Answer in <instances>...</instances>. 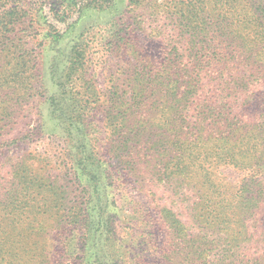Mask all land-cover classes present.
I'll use <instances>...</instances> for the list:
<instances>
[{
  "label": "trees",
  "instance_id": "1",
  "mask_svg": "<svg viewBox=\"0 0 264 264\" xmlns=\"http://www.w3.org/2000/svg\"><path fill=\"white\" fill-rule=\"evenodd\" d=\"M115 1L0 0V57H15L21 51L20 27L33 24L35 13L46 5L55 20L66 22L75 14L81 18L91 9L111 8ZM128 1L137 4L136 0ZM231 1L183 2L175 14L177 32L171 40L169 37L161 67L146 68L139 60L125 78L111 87L108 98L86 102L107 106L103 124L109 131L108 153L119 169L146 185L151 210L157 216L156 224L151 219L144 222L150 255L156 251L152 262H147L143 248L136 253L134 249L127 251V243L112 248L116 240H121L118 230L125 223L121 217L125 208L134 207L128 211V222L140 221V213L150 212L112 196L118 181L110 172L112 165L99 155V136L91 135V117L66 119L68 110L52 100L53 115L60 112L65 119V155L70 159L77 191L87 194L89 204L82 220L79 214L74 215L77 227L85 228V240L89 242L84 248L88 258L79 264H264V234L259 219L264 199L256 196L258 188L264 189V168L261 172L257 168L260 160L264 161V122L249 120L243 111L252 91L264 84V69H245L264 66V54L257 51L264 50V36L249 56L233 50L225 52L243 40V23L250 26V19L255 20L258 11L264 15V9L257 7L255 0L257 8L242 7L241 13L240 7H226ZM44 20L48 29L45 38L59 44L64 34L46 18L43 24ZM208 34H213L211 46L206 44ZM82 47V42L76 43L69 51L65 71L70 76L76 68V74L83 71L79 68L83 65ZM16 65L22 67L21 62ZM155 120L158 123L152 125ZM151 126L168 127L171 137L168 141L158 140L162 134H150ZM246 138L253 142H243ZM226 170L245 173L246 180L239 184L224 175ZM38 177H43L36 178L42 181ZM35 183L25 178V184L19 182L9 199L0 198V211L5 212L3 223L12 220L11 226L0 225V243L17 240L22 228L18 227L17 217L25 208L37 209L23 201L24 193L30 195L35 190ZM156 230L164 232L161 245L155 238ZM15 251V247H0V264H21L7 260ZM69 251L74 255L77 250ZM124 251L129 252L127 263ZM38 264L59 263L45 259Z\"/></svg>",
  "mask_w": 264,
  "mask_h": 264
},
{
  "label": "rangeland",
  "instance_id": "2",
  "mask_svg": "<svg viewBox=\"0 0 264 264\" xmlns=\"http://www.w3.org/2000/svg\"><path fill=\"white\" fill-rule=\"evenodd\" d=\"M136 1L137 4H130L128 0H117L111 8L91 9L85 11L81 18L75 14L66 22L55 20L50 6L46 5L43 10L35 13L38 19L33 24L28 22L27 26L20 27L21 51L15 57L11 54L0 57V198L9 199L8 195L13 189L16 191L19 182L25 184V178L37 181L35 190L30 195L24 193L23 200L27 202L26 205L34 204L37 209L30 211L25 208L22 215L17 217L18 227H22L20 232L17 231V240H4L0 243V247L16 248L14 254L5 255L7 260L38 264L49 259L59 264H79L88 258L84 254L85 245L89 243L85 240V228L77 227L79 224L74 216L79 214L82 220L84 210L89 207L88 198L87 194L77 191L76 181L70 170V159L65 155V119L60 116V112L53 115L52 100L68 110L66 119L78 120L85 117L88 120L91 117V135L99 136V155L112 165L110 172H114L118 181L112 196L119 201H132L135 206L138 204L150 212L145 215L140 213V221L128 222V211L132 212L134 207L132 204L131 209L125 208L126 212L121 215L125 223L118 230L121 240H116V247L112 248H120L118 243H127V251L134 249L136 253L143 248L147 253V262L154 260L156 251L150 255L144 222L151 219L156 224L157 216L151 210L146 185L142 183V179L136 180L129 172L119 169L108 153L106 138L109 131L103 124L107 106L86 104L88 101H98L101 98L103 101L108 98L111 87L125 78L139 60L143 66L153 70L159 69L164 61L169 37L171 40L177 32L175 14L187 0ZM254 2L255 0H232L226 7H240L241 13L242 7L264 9V0H256L257 7ZM39 18H46L64 34L59 44H51L45 38L48 30L45 27L46 21L43 24ZM253 18L255 20L250 19V26L243 23V40H238L235 47L228 48L225 52L230 54L233 50L249 56L255 51V43L264 36V25H259L264 22V15L258 11ZM211 36L213 38V34ZM211 36L207 35L206 43L210 46L213 42ZM81 42L84 55L80 58L83 65L79 68L83 71L76 74V68L70 76L65 71L70 61L69 51L76 43ZM257 51L264 54V50ZM17 62H21L22 67L17 66ZM245 69H264V66L251 65ZM252 93L254 94L243 111L249 120L264 122V84ZM167 119L171 118L167 116ZM157 123L155 120L152 125ZM148 132L162 134L158 140L162 138L165 141L172 134L168 127L161 129L151 126ZM243 142L252 143L253 140L246 138ZM98 146L96 145L97 149ZM260 161L258 172L264 168V161ZM224 175L239 184L246 180L245 173L226 170ZM37 176H42L43 178L38 177L42 181L39 182ZM52 183L55 184L52 186ZM258 189L256 196L263 200L264 189ZM80 209L83 211H79ZM11 211L12 208L8 213ZM4 215L5 212L0 211V225L3 228L12 223L9 219L12 217L8 216L6 218L11 222L8 220L3 223ZM259 219L262 228L260 232L264 234V206ZM40 224L42 227H39ZM132 225L135 226L131 228ZM155 238L158 244L162 243L163 230H156ZM215 243L218 244L219 241ZM69 248H75L76 253L73 255ZM127 251H124L125 263L130 257ZM7 252H11V249H7ZM90 260L93 262L94 258L90 257Z\"/></svg>",
  "mask_w": 264,
  "mask_h": 264
}]
</instances>
